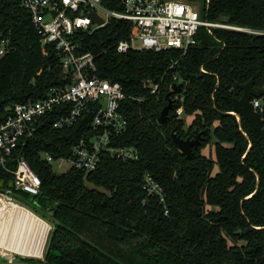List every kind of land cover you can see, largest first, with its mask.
<instances>
[{"label": "trees", "instance_id": "1", "mask_svg": "<svg viewBox=\"0 0 264 264\" xmlns=\"http://www.w3.org/2000/svg\"><path fill=\"white\" fill-rule=\"evenodd\" d=\"M101 4L111 11L122 9L118 0ZM200 16L252 32L201 29L196 45L185 52L118 53L116 44L130 31L124 20L112 19L78 35L79 51L94 57V73L124 90L120 112L127 131L115 144L134 147L138 158L121 161L102 155L89 173H54L41 155L55 161L67 157L81 138L92 136L91 112L61 130L52 127L53 112L32 138L13 150L0 167V188L13 189L12 171L22 157L41 181L34 198L40 205L56 204L52 211L59 224L45 258L55 264H264V138L233 108L242 95L240 85L253 80L254 88L264 87V0H202ZM2 40L0 123L14 104L41 99L50 87L70 81L53 46L42 53L21 0H0ZM174 76L187 84L180 93H171L172 109L160 125L165 88ZM149 81L160 82L155 95L149 93ZM185 116H193L187 129ZM174 128L184 139L201 133L191 157L173 142ZM212 138L215 173L214 162L201 154ZM145 174L161 186L164 203L143 190ZM62 237L73 245H64Z\"/></svg>", "mask_w": 264, "mask_h": 264}, {"label": "built area", "instance_id": "2", "mask_svg": "<svg viewBox=\"0 0 264 264\" xmlns=\"http://www.w3.org/2000/svg\"><path fill=\"white\" fill-rule=\"evenodd\" d=\"M29 12L30 19L40 39L44 54L48 46H53L62 66L70 73L69 83L52 86L41 99L14 104L4 122L0 123V167H5L13 150L25 140L34 136L43 120L56 112L52 127L57 130L71 127L84 113H93L91 129L93 135L81 138L74 144L64 160L69 169L89 173L94 171L102 155L121 161H134L138 158L137 149L132 146H118L116 138L127 131V121L120 112L125 93L118 82L98 77L95 72L94 57L89 52L78 49V35L92 33L104 27L110 20H124L130 31L125 40L116 44L118 53L128 51H161L175 49L185 52L196 45L199 30L208 33L213 28H227L252 32L222 23L202 19L199 0H118L121 11L104 8L102 0H21ZM202 1V0H201ZM205 3L208 0H204ZM91 13L102 19L101 24L93 22ZM5 41L0 42V56ZM187 82L173 77V83ZM168 85L169 87L172 85ZM160 82L147 84L149 93L155 95ZM251 106L264 121V96L252 98ZM182 114V108L176 110ZM41 159L52 164L55 160L49 154ZM68 169V170H69ZM13 174V188L36 196L41 185L40 178L28 162L18 157ZM143 190L149 197H157L164 203L161 186L149 175L142 180ZM167 214V210L164 212Z\"/></svg>", "mask_w": 264, "mask_h": 264}, {"label": "water", "instance_id": "3", "mask_svg": "<svg viewBox=\"0 0 264 264\" xmlns=\"http://www.w3.org/2000/svg\"><path fill=\"white\" fill-rule=\"evenodd\" d=\"M90 17L92 18L93 22L97 24H101L103 21L100 19L96 13H91ZM183 88V84L177 83L172 84L170 87L167 86L165 88L166 95L165 99L167 100V104L163 107L160 112L159 118L157 119V123L162 125L166 122L168 118V113L172 109L173 100L170 98L171 93H180ZM242 91V95L239 99H234L233 101V108L235 112L244 117L252 126L254 131L258 133L261 137L264 138V121L259 116L258 112L253 110L251 106V99L252 98H261L264 96V87L263 88H254L253 80L240 85L238 87ZM171 137L173 142L177 146L178 150L183 153L186 157H191L192 150L197 148L198 145L201 143L202 137L201 133L195 134L193 139L190 138H181L177 135L176 129L174 128L171 131ZM21 193L26 194L28 197L25 198L22 196ZM35 196L31 194H27L25 192H21L20 187H14L13 189L8 188H0V201L1 203L13 206V207H20L25 209L30 214L35 216L38 220L45 227L44 237L42 248L40 250L39 256H33L30 253L21 252L19 250L14 249V253H4L0 251V264H44L41 260L44 259L45 253L48 249L49 243L51 241V237L53 232L56 230V225L59 224L53 217V211H47L42 208V206L38 203V201L34 198ZM13 218V217H8ZM16 221V219H13ZM18 222V221H16ZM26 226V225H25ZM30 230L28 226H26ZM33 230H30L33 233ZM43 230V229H42ZM40 231V230H39ZM34 234L36 240L38 239L39 233Z\"/></svg>", "mask_w": 264, "mask_h": 264}, {"label": "rangeland", "instance_id": "4", "mask_svg": "<svg viewBox=\"0 0 264 264\" xmlns=\"http://www.w3.org/2000/svg\"><path fill=\"white\" fill-rule=\"evenodd\" d=\"M201 0L198 4L201 5ZM185 128L187 129L193 120V116H185ZM214 139L212 138L209 143H206L201 148V154L208 157L214 162V173L217 171L218 166L215 163L214 154ZM52 171L56 174H62L69 169V164L64 160H58L51 164ZM1 184V180H0ZM90 186V185H89ZM3 219V223H2ZM13 218H1L0 219V251L6 253H14V249H28L34 244L35 235L22 225L20 222H16ZM5 225V226H4ZM14 225V226H13ZM6 228V229H5ZM11 231V232H10ZM7 233V234H6ZM6 235V236H5ZM31 239V240H30ZM32 242V244H31Z\"/></svg>", "mask_w": 264, "mask_h": 264}, {"label": "bare ground", "instance_id": "5", "mask_svg": "<svg viewBox=\"0 0 264 264\" xmlns=\"http://www.w3.org/2000/svg\"><path fill=\"white\" fill-rule=\"evenodd\" d=\"M9 216L13 217V219H16V221L22 223V225L28 226L30 228V230L34 229L33 230L34 234L37 235L35 230L38 231L39 236H40V238L38 237L37 240H36V237L34 238V244L31 247H29L28 249L25 248L24 250L23 249H16V250H19L21 252L30 253L33 256H36V255L39 256L40 250L42 248V243H43V237H44L43 232H45V227L41 223V221L38 220L35 216L30 214L25 209H22L20 207H13V206L1 203V201H0V219L5 218V217H9ZM2 223H3V219H2ZM31 244H32V242H31Z\"/></svg>", "mask_w": 264, "mask_h": 264}, {"label": "flooded vegetation", "instance_id": "6", "mask_svg": "<svg viewBox=\"0 0 264 264\" xmlns=\"http://www.w3.org/2000/svg\"><path fill=\"white\" fill-rule=\"evenodd\" d=\"M43 203L41 204L43 206V208L47 211H52L54 209V207H56L55 203L52 202H47V201H42ZM79 237L81 239H83V237L81 235H79ZM62 242L64 243V245L67 246H72V242L68 239H66L65 237H62ZM41 262H43L44 264H55L53 259L50 258V256H47L46 258L44 257L43 260H41Z\"/></svg>", "mask_w": 264, "mask_h": 264}]
</instances>
